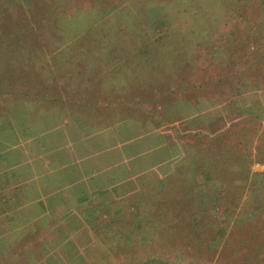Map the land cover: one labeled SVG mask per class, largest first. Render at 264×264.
Wrapping results in <instances>:
<instances>
[{
    "label": "rangeland",
    "instance_id": "1",
    "mask_svg": "<svg viewBox=\"0 0 264 264\" xmlns=\"http://www.w3.org/2000/svg\"><path fill=\"white\" fill-rule=\"evenodd\" d=\"M172 1L0 0V179L27 176L32 185L50 186L48 177L63 175L44 194L0 195V264H79L69 257L74 248L85 264H130L125 242L148 244L153 229L144 233L141 225L164 226L159 210L174 209L178 190L199 199L194 185L215 189L195 163L207 171L221 140L243 151L237 135L256 129V158L264 140V48L246 37L240 17L218 22L212 34L202 14L180 15ZM229 31L235 44L227 49L221 40ZM213 37L218 49L207 41ZM60 83L62 95L55 92ZM187 155L198 159L187 163ZM38 160L45 161L41 175H28ZM251 169L264 171V162L256 159ZM175 172L170 197L162 189ZM237 183L233 208L210 190L203 208L216 217L224 212L222 230L239 257L255 249L250 259L264 264V228L248 224L262 204L255 196L253 208L243 205L262 180ZM61 197L65 212L57 213ZM245 224L253 227L247 236L257 229L258 237L240 244L236 233ZM122 225L131 238L117 236ZM223 244L211 243L199 263L242 264Z\"/></svg>",
    "mask_w": 264,
    "mask_h": 264
},
{
    "label": "trees",
    "instance_id": "2",
    "mask_svg": "<svg viewBox=\"0 0 264 264\" xmlns=\"http://www.w3.org/2000/svg\"><path fill=\"white\" fill-rule=\"evenodd\" d=\"M175 2L174 6L178 10L180 15H185L187 17H192L193 15L202 14V18L207 20V23L211 26L212 34L216 31L218 27V22H231L235 19L236 16L240 17L244 21V26L241 29L246 37L252 39V41L257 44L258 51L261 48H264V0H173ZM172 1V2H173ZM206 14V17H205ZM237 25H235L236 27ZM234 25L232 26V28ZM234 27V28H235ZM240 31V24L236 27V32ZM232 32H225L221 43L229 49V47H233L235 44V39ZM208 38L207 41L211 42L212 47L215 49L219 48L220 41L215 43V39ZM226 40V42H223ZM193 58V57H192ZM257 134V130H245L243 134H238L237 136L241 138L243 143L247 146L243 151L237 149L236 146L230 145L229 143H225L221 140V147L216 151L214 162L210 163L207 171H200L202 165L197 162L192 157L187 155V158H184L188 163L191 161L193 164L195 163L198 176H205L207 182H212L216 187L214 190L209 189L213 196L212 198L215 200V197H219L222 199L223 206L226 209L233 208V200L232 193L234 189L240 187V182L243 183L250 178V176L261 178L262 184L259 187L255 188L251 186L249 189L252 192L250 194L249 199L245 200L243 205L249 206V208H253L255 196L258 197L259 202L262 204L261 207V215L257 216V218L252 219L248 222V224H253V227H256L257 223L261 224L260 228H264V171H252L251 165L257 159L260 162H264V140L260 141L257 148L256 158H252L250 146L254 140V137ZM195 161V162H193ZM241 165V166H240ZM188 166V164H187ZM190 167L188 166V169ZM200 168V169H199ZM242 170V176L240 171ZM178 173L175 172L171 174L172 180L167 182L162 191H167V194L171 197L173 194L171 193L174 186L176 185V175ZM210 185V184H207ZM191 193L193 195H200L199 199H192L189 197L188 192H184V197H181V191L178 190L179 196L176 198L179 200L174 201L177 204L173 203L172 208L174 209H166L159 210L160 214H163V218L165 219L166 224L159 225L156 227H152L150 224L141 225L143 232L149 231V235L151 240L148 244L143 247H138V242L135 240L132 243L127 241L124 244V248L122 250L127 255L128 262L131 264L132 261H135L137 264H200L201 254L208 248L211 243L217 244L219 241H224V250L229 252L230 257L234 256V261L238 259L242 264H255L250 258L255 256V249L250 254H247L249 258L243 259L239 257L240 254L237 250L235 244L232 243V236L230 234L225 236V231L222 230V225H224V212L217 216V211L215 213H210L209 211H205L203 208L202 197L207 193L209 194V190L207 187V191L200 192L199 186L195 185L192 187ZM190 193V191H189ZM169 197V198H170ZM169 198H165L168 201ZM84 199V198H83ZM188 199V200H187ZM187 203L190 205H194V208H190L187 206ZM237 205V203L235 202ZM187 206V207H186ZM242 226L237 237H239L240 244H247L249 241L258 237V230L252 231L247 236L248 229L253 227H248L245 225ZM237 228V227H236ZM259 228V230H260ZM262 231V230H261ZM116 232L117 229H116ZM245 232V233H244ZM264 232V230H263ZM127 226L122 225L121 230H119V234L117 236L129 237L131 238V233L128 234ZM244 233V234H242ZM134 236L132 235V239ZM225 236V237H224ZM138 238V236H137ZM70 239V238H69ZM136 239V238H135ZM231 243V244H230ZM226 244L232 246L230 249L226 247ZM237 244V243H236ZM112 245H114L112 243ZM100 248L101 246L98 245ZM148 246V248H146ZM73 247H78L77 245H73ZM152 248L151 251L149 248ZM112 248L111 246L108 247ZM227 248V249H226ZM108 249V251H109ZM74 250V251H73ZM69 253V257L74 261L77 260L79 264H85V260L82 258L85 254L81 253L77 248V254H74L76 249L74 248ZM101 250V249H100ZM83 252V250H81ZM68 254V250H66ZM104 252H107L104 249ZM146 253V256L144 255ZM224 252V251H223ZM66 254L64 252L61 253V258L63 259V255ZM66 254V255H67ZM259 254H264V249L262 248L259 251ZM86 258V257H85ZM237 261V262H238ZM94 264H104L102 258H99L98 261H94ZM258 264V263H256Z\"/></svg>",
    "mask_w": 264,
    "mask_h": 264
},
{
    "label": "crops",
    "instance_id": "3",
    "mask_svg": "<svg viewBox=\"0 0 264 264\" xmlns=\"http://www.w3.org/2000/svg\"><path fill=\"white\" fill-rule=\"evenodd\" d=\"M60 86H61V89L59 90V91H55L56 93H60L61 95L63 94V88H62V84L60 83ZM47 90V92H49V90L50 89H46V88H43L42 90L41 89H37L36 91H38L39 93H41V91L42 92H44V94H45V90ZM50 93V92H49ZM42 94V93H41ZM43 95V94H42ZM31 96V95H30ZM43 96H45V97H47L48 98V101H50V100H57V101H61L58 97H48L49 95H48V93H46L45 95H43ZM62 102V101H61ZM63 109V106H61V107H55L54 109L56 110V111H61L60 109ZM29 141H32L31 140V138L29 139ZM32 145H34V143L33 144H31L30 146H32ZM36 147V146H35ZM43 148L42 149H44L45 150V147L44 146H42ZM27 149H31V150H34V147H31V148H27ZM35 151V150H34ZM20 153H21V151H18V153H17V155L15 156V157H20ZM43 164H45V161H43V162H41V160H38L37 162H35V163H33V165H31V168H30V170H28V172H27V174L28 175H32V174H34V176H37V175H41L40 174V170L42 169V167H40V168H38V165L39 166H41V165H43ZM46 164H49V162H47ZM56 164V163H55ZM58 164V163H57ZM18 165L19 166H26V162L24 161L23 163L22 162H18ZM48 171H50V170H48ZM21 173V172H20ZM64 173H66V170H65V172ZM11 176V175H10ZM48 179H49V184H50V186H48L47 184H46V182L47 181H45V184H43V185H39V183H37V184H35V185H32L31 184V182H32V177H27V176H18V177H1V179H0V183H2V185H1V187H2V189L0 190V192L1 191H4V194H1L0 193V195H2L3 197L4 196H8V197H11V198H15V197H18V198H22L23 200L24 199H27L28 197H31V195H37V194H44L45 192L44 191H48L49 190V192L50 191H52L53 189H52V185H56L57 183H62V180H63V175H61V177L60 176H51V177H48ZM11 180V181H10ZM11 182L12 183V185H6L5 183H7V182ZM30 183V184H29ZM0 187V188H1ZM81 189H83V188H81ZM84 190V189H83ZM83 190H80L79 192H83ZM78 190H75V192H77ZM97 192V191H96ZM100 193V192H99ZM78 194H80L81 195V197H83V198H85V194L84 193H78ZM77 195V194H76ZM47 196H49V194H47ZM46 196V197H47ZM50 196H51V194H50ZM40 198H36V199H34L33 201H37V200H39ZM26 202V200L23 202V203H25ZM61 206V208L60 209H58L57 210V213H62V212H65V211H62L61 209H64V205H63V200H62V197H61V200H60V202H58ZM21 206H22V204H21ZM21 206L20 207H18V208H21ZM59 206V205H58ZM57 206V207H58ZM65 210V209H64Z\"/></svg>",
    "mask_w": 264,
    "mask_h": 264
}]
</instances>
